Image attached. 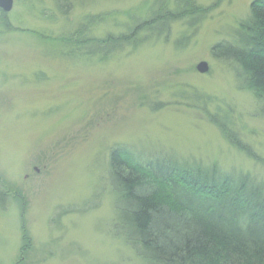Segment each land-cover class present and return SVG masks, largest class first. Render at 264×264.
Instances as JSON below:
<instances>
[{"label": "rangeland", "instance_id": "374dc122", "mask_svg": "<svg viewBox=\"0 0 264 264\" xmlns=\"http://www.w3.org/2000/svg\"><path fill=\"white\" fill-rule=\"evenodd\" d=\"M195 1L208 12L191 26L201 12L163 33L141 27V42L105 57L64 38L89 15L104 16L90 37L126 33L152 18L154 0H71L67 13L54 0H14L1 9L0 264H146L114 233L110 155L120 145L264 181L263 104L214 49L236 42L254 0Z\"/></svg>", "mask_w": 264, "mask_h": 264}, {"label": "trees", "instance_id": "16d2710c", "mask_svg": "<svg viewBox=\"0 0 264 264\" xmlns=\"http://www.w3.org/2000/svg\"><path fill=\"white\" fill-rule=\"evenodd\" d=\"M54 1L63 13L72 4ZM154 6L151 19L104 39L87 34L104 16H86L64 41L84 48L86 55L105 57L141 42V27L163 33L175 21L201 12L196 20L187 21L191 26L208 12L195 0H177L174 8L168 0H154ZM214 49L234 63L243 88L264 108V0L251 3L234 44H217ZM220 129L248 153L236 132L224 125ZM139 153L114 147L109 174L118 214L114 233L146 264H264L263 180L242 171L225 172L216 164ZM3 189L2 194L11 193Z\"/></svg>", "mask_w": 264, "mask_h": 264}, {"label": "water", "instance_id": "95a60500", "mask_svg": "<svg viewBox=\"0 0 264 264\" xmlns=\"http://www.w3.org/2000/svg\"><path fill=\"white\" fill-rule=\"evenodd\" d=\"M13 2L14 0H0V9H2L4 12H9L13 8ZM198 70L201 73H206L209 71V64L205 61H202L197 66Z\"/></svg>", "mask_w": 264, "mask_h": 264}, {"label": "flooded vegetation", "instance_id": "af4514ba", "mask_svg": "<svg viewBox=\"0 0 264 264\" xmlns=\"http://www.w3.org/2000/svg\"><path fill=\"white\" fill-rule=\"evenodd\" d=\"M0 14H2V15L4 14L3 11H2L1 9H0Z\"/></svg>", "mask_w": 264, "mask_h": 264}]
</instances>
